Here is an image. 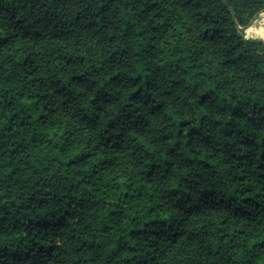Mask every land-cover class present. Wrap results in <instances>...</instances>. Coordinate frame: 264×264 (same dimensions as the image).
I'll return each instance as SVG.
<instances>
[{
    "label": "trees",
    "instance_id": "16d2710c",
    "mask_svg": "<svg viewBox=\"0 0 264 264\" xmlns=\"http://www.w3.org/2000/svg\"><path fill=\"white\" fill-rule=\"evenodd\" d=\"M261 3L0 0V264H264Z\"/></svg>",
    "mask_w": 264,
    "mask_h": 264
},
{
    "label": "clouds",
    "instance_id": "9594fccd",
    "mask_svg": "<svg viewBox=\"0 0 264 264\" xmlns=\"http://www.w3.org/2000/svg\"><path fill=\"white\" fill-rule=\"evenodd\" d=\"M257 7L264 11V0H262V3L257 5ZM2 31V30H0ZM246 46L253 49H258L261 53H264V40L257 41V42H245ZM121 71H125L124 69H121ZM114 87V86H112ZM129 144L132 146V150L135 151V146L132 144V142H129Z\"/></svg>",
    "mask_w": 264,
    "mask_h": 264
},
{
    "label": "rangeland",
    "instance_id": "374dc122",
    "mask_svg": "<svg viewBox=\"0 0 264 264\" xmlns=\"http://www.w3.org/2000/svg\"><path fill=\"white\" fill-rule=\"evenodd\" d=\"M254 24L264 25V14H261L257 17L256 22Z\"/></svg>",
    "mask_w": 264,
    "mask_h": 264
},
{
    "label": "water",
    "instance_id": "95a60500",
    "mask_svg": "<svg viewBox=\"0 0 264 264\" xmlns=\"http://www.w3.org/2000/svg\"><path fill=\"white\" fill-rule=\"evenodd\" d=\"M261 14H264V13H261ZM261 14H259V15H261ZM259 15H258V16H259ZM258 16H257V17H258ZM256 19H257V18H255V19L252 21V24H254V23L256 22Z\"/></svg>",
    "mask_w": 264,
    "mask_h": 264
},
{
    "label": "snow or ice",
    "instance_id": "6c2138e0",
    "mask_svg": "<svg viewBox=\"0 0 264 264\" xmlns=\"http://www.w3.org/2000/svg\"><path fill=\"white\" fill-rule=\"evenodd\" d=\"M3 44V39H0V45H2Z\"/></svg>",
    "mask_w": 264,
    "mask_h": 264
}]
</instances>
